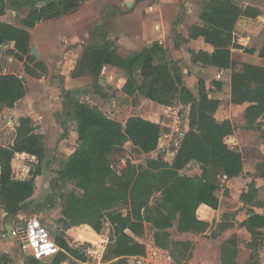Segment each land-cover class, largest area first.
<instances>
[{
  "label": "trees",
  "instance_id": "trees-1",
  "mask_svg": "<svg viewBox=\"0 0 264 264\" xmlns=\"http://www.w3.org/2000/svg\"><path fill=\"white\" fill-rule=\"evenodd\" d=\"M4 1H8L13 10L27 6L29 12L22 21L23 27L0 22V45L12 43L9 53L22 63L27 75L36 77L45 66L30 55L31 36L26 28L74 13L84 0H0V17L5 14ZM40 1L44 2L43 6H38ZM242 15L256 17L258 11L250 7L243 9L235 0H205L198 16L201 25L191 28L190 37H203L213 47V52H191V59L217 69L231 70L230 101L236 105L247 104L243 113L247 128L260 130L264 126V67L237 62L231 57L233 51L248 54L255 51L233 33ZM259 56L264 59V45ZM104 65L127 71L121 87L125 96L139 94L164 107L172 104L185 107L186 131L172 161H166L164 153H159L155 158H148L144 165H128L120 175L131 170L128 178L108 184L110 178L120 177L110 169L109 156L126 142L142 154L156 151L160 124L139 116H130L123 124L108 117L95 105L68 97L69 109L77 123L79 144L57 172L58 180L73 182L78 190L64 196L62 214L66 233L87 246H93L99 241L107 222L110 225L112 261L106 264H131L133 256L145 254L144 245L132 237L142 236L145 223L165 235L174 221H177V230L181 233L206 231L211 224L208 214L220 207L216 195L218 179L223 175L227 178L239 176L243 172L244 157L234 148L233 124L215 118L219 100L208 97L201 80L197 83V96L184 86L180 70H173L161 45L153 44L124 57L108 39L93 43L84 48L71 75L89 76L97 88L100 87L98 79ZM26 93L22 78L0 72V105L16 108ZM259 152L264 160V144ZM16 154H26L38 160L44 154L42 136L27 117L20 118L12 143L0 145V209L7 216L15 215L32 197L35 188L34 177L22 180L14 177L12 160ZM191 162L199 164L200 175L181 173ZM260 177L264 179V164ZM254 187L252 182L241 199L247 200L255 192ZM155 194H159L160 199L151 204ZM204 208L210 212L207 214ZM243 225L251 234L248 247L253 248L251 258L255 259L261 241L257 229L264 227V216L253 213ZM54 243L58 250L53 253L49 264H86L84 251L72 248L64 237L56 236ZM189 243L174 242L175 246H180L181 255ZM155 244L163 249L168 247L157 239ZM226 244L229 249L223 246L220 264H238L234 238H229ZM170 253L175 262L181 263L174 252ZM24 264L41 262L28 255L24 257Z\"/></svg>",
  "mask_w": 264,
  "mask_h": 264
},
{
  "label": "rangeland",
  "instance_id": "rangeland-1",
  "mask_svg": "<svg viewBox=\"0 0 264 264\" xmlns=\"http://www.w3.org/2000/svg\"><path fill=\"white\" fill-rule=\"evenodd\" d=\"M120 1L89 0L88 4L83 3L80 6L77 10L78 13L61 20H55L46 27L45 30L54 34L51 33V38L45 42V48L42 50L44 59L37 58L43 62L45 68L39 71L36 77L27 75L21 62H15L16 65L10 63L11 43L5 44L4 49L0 50V68L2 64L6 63L7 69L6 71L0 70V72L23 76L27 87V93L18 107L7 108L0 105V145L12 143L20 118L27 117L35 124L36 132L42 136L44 146V154L40 160L26 154H16L12 160L14 177L19 180L34 177L35 188L32 197L21 205L15 215L7 216V213L0 209V264H23V252L11 232L18 226L23 227L31 221H36L39 224L46 233L47 241L54 246V239L58 236L64 237L72 248L84 251L86 264H106L112 261L110 225L107 222L104 224L99 241L93 246H87L82 240L72 238L66 233V222L62 214L64 196L68 192H77L78 190L73 182L58 180L57 172L63 168L68 157L79 144L77 123L69 109L68 97L93 106L95 103L108 117L123 124L128 117L134 115L157 118L162 131L166 134L170 133V145L165 151H154L143 155L130 142H126L119 151L113 152L109 156V161L120 157H131L132 160L138 162V165H134L136 167L144 165L148 158H155L159 153H164L165 160L169 161L175 153L173 141L178 136L177 131H186L185 126L181 124L182 110L174 104L159 111L151 103H147V105L143 101L135 100L134 97H125L120 89L121 83L118 82L123 76L121 71L105 72L103 76L112 80L102 81V85H100L101 82L98 79L100 87L97 88L89 76L72 77L71 73L80 53L90 44L102 43L108 39L117 52L124 57L143 50L145 39L142 34L135 35L128 31L129 26L135 24L134 16L128 13L129 10ZM235 1L243 9L250 7L259 8L261 11L257 18L242 15L235 27L236 36L255 50L256 45L264 41V0ZM203 2V0H193V8L185 6L187 0L177 2L173 12L170 11L167 14L166 37L169 41L173 40L176 45L181 43L179 22L188 28L191 25L189 24L188 10L192 9L194 13L198 14ZM115 7L117 11L113 10ZM4 11V17H7L8 14L13 16L14 13L12 18L15 25L23 26L22 21L28 14L29 8L18 6L16 10H13L9 8L8 1H4ZM67 23L73 26L69 27L66 25ZM167 39L164 44L171 45ZM147 41L151 43L149 39ZM32 45L34 46V43ZM166 53L167 60H169L167 50ZM170 64L173 70L178 71L179 69L182 75L177 63L170 61ZM236 68L238 69L239 66ZM194 87L196 91L198 88L196 81ZM209 90L211 89L209 88ZM103 94L105 96L101 97L100 95ZM221 114L223 115V112ZM176 117L179 119L177 120ZM170 128H172V132L169 130ZM130 171L120 177L110 178L108 184L128 178ZM182 172L194 176L200 175L201 169L199 164L193 163L186 166ZM159 199L160 195L155 194L151 199V204L157 203ZM222 202L225 206L227 205L225 201ZM223 209L213 217L210 226L202 233H181L177 230V221H174L165 235L162 231H157L150 223H145L142 236L134 237V240L144 245L145 257H147L146 252L148 253L153 247L160 248L165 253L166 259L164 257L159 259L165 263L169 260L167 264H213V257H208L205 253L209 254L210 251L218 250L221 258L223 246L225 249H229L228 244L224 245V240L229 239L232 234L237 236L235 241L237 253L239 252L238 246L247 250L245 233L243 231L234 232L241 228L239 222L232 221L235 220L231 215L232 209ZM226 225L231 228L226 230ZM156 239L168 245L167 249L158 247L155 244ZM174 242L190 243L181 255L180 246H175ZM194 242H196V247H194ZM56 249L58 250L57 247ZM171 251L181 259V263L172 259ZM52 256L53 254L49 253L39 260L41 264H49ZM236 258L240 263L248 262L247 255L240 254Z\"/></svg>",
  "mask_w": 264,
  "mask_h": 264
},
{
  "label": "crops",
  "instance_id": "crops-1",
  "mask_svg": "<svg viewBox=\"0 0 264 264\" xmlns=\"http://www.w3.org/2000/svg\"><path fill=\"white\" fill-rule=\"evenodd\" d=\"M179 1L183 2L185 0H121L120 3L129 10L128 13L130 15L134 16L133 19L135 20V24L129 26L128 31L133 32L135 35L136 34L143 35V38L145 39L144 41L145 46L143 47V49L150 48L153 44L162 45L165 48V50L169 52L168 53L170 57L169 61H173L174 63H177V65L180 67L182 71L183 85L189 88L190 91L195 96H197L196 94L197 89L195 91L194 82L196 81V83H198L199 80L203 81L205 84L206 91L208 93V97L216 98L220 102L218 109L215 112V118L219 122H222L224 120H229L233 124L235 128L234 148L240 150L244 157L243 158V172L239 176H236L234 178H228L227 180H223L221 176V178L218 179L219 187H221V189H218L216 191V195L220 202L219 209L209 214L208 212H210V210L204 208L203 211L207 212L208 216L210 217L209 221L211 223L213 217L219 214L222 208H224L223 210L232 209L231 215H233L235 219L232 221L239 222L240 228H241L239 231L234 230V232L239 233L240 231H243L245 233L246 248H247V250H245L242 246L240 247L238 246L239 252L236 254V256L238 257L241 254V255H247L248 257L247 263L246 262L240 263L237 258H236L237 259L236 262L238 264H245V263L246 264H249V263L264 264V227L257 229V231L261 233V241L258 246V250L255 251L256 258L253 259L251 258V255L253 253V248L248 247V243L252 241V237H251L250 232L243 225L244 222H246V220L253 213L264 216V179L260 177V174L263 169L264 160H263L261 153L259 152L260 146L264 144V126L260 130L248 129L246 125V121L244 120V117H243V113H244V110L247 104L236 105V104L231 103L230 101L231 70L230 69H217L214 66L205 65L200 61H196V62L192 61L191 52H198V51H204L207 53L213 52V47L210 44L206 43L203 37L201 36L190 37L191 28L193 26L201 25V20L198 17L199 12L197 14V13H194L192 9L188 10L189 13L187 14L190 20L189 24H191L188 28L186 25L181 24L179 22V29H180L179 33H181V36H182L180 37L181 43H179V45H176L173 40L169 41V39H167L166 37V32H167V27H168L167 14L170 11L171 13L173 12V10L175 9L177 5V2L179 3ZM88 2L89 0L87 1L84 0L81 3V5L83 3L88 4ZM185 6L193 8V0L191 1L187 0V3L185 4ZM256 9L258 11V15L255 18L259 17L261 13L259 8H256ZM77 10L74 13H71L69 15H65L57 19L40 21V22H37L32 28H26L30 33L31 43L32 42L34 43V46L37 52L39 53L38 58L44 59L42 50H44L45 48V42L48 41L49 38H51L52 32L45 30L46 27H48L55 20H61L63 18H67L69 16H72L78 13ZM113 10L117 11L116 7L113 8ZM14 15L15 14L13 13V16ZM4 16L1 17L0 22H5V23L11 24L16 27H23V26L15 25L14 20L12 18L13 16L11 14H8L7 17H4ZM66 25H68L69 27L71 26L69 23H67ZM233 33L237 35L235 33V28H234ZM53 34L54 33H52V35ZM148 39L151 41V43H148L149 41L146 42V40ZM166 39L169 42H171V45L164 44ZM10 45L12 48V43ZM263 45H264V41L256 45L255 51L253 54L233 51L231 53V57L233 60L237 62L264 67V59L259 56V51L263 47ZM4 46L5 45H0V50H3ZM82 52L80 53L79 58L81 57ZM15 62L18 63V61L11 55L10 63L14 65ZM0 70H3V71L7 70L6 63L1 65ZM118 71H121V73L123 74L122 78H120L118 81L119 83H121V87H122L127 78V71L124 69H119V68L112 67L109 65H104L102 67L100 75H99V81L101 82V84L100 82L99 84L102 85V81L107 82L109 80H112V79H107V77L103 76L105 72H118ZM3 74H10V73L3 72ZM19 77L23 79V76L22 77L19 76ZM209 88L211 90H209ZM125 97L132 98L128 96H125ZM133 97L135 98V100H139L141 102L143 101L146 104L151 103V105H154V107H156L157 110L159 111L163 109L165 110L166 108H168V107H163L161 105L153 103L152 101L143 98L139 94H135ZM174 106H177L179 109H181L182 114L184 115L185 107L183 105L174 104ZM223 106H225V108H223ZM221 112H223V115L221 114ZM134 116H138V115H134ZM139 117H142L144 119L160 124V121L157 118H148V117H143V116H139ZM181 124L185 126L186 128V120L184 119V117H183V121L181 122ZM169 130L172 132V128H170ZM170 137H171L170 133L168 134L164 133L161 127L158 147L156 149L157 152H160L163 150L165 151L167 149V147L170 145L169 144ZM173 157H174V154L172 155L171 160H169L168 162H171ZM193 163H196V162H191L188 165L193 164ZM181 173L184 174L182 171ZM252 182L254 183V186H255L254 187L255 192L252 195H250L247 200L241 199V195L246 194L248 192L249 185ZM222 201H225L227 205L225 206V204ZM222 204L224 205L222 206ZM230 228L231 226H228V225H226L225 227L226 230H229ZM231 236H233L234 240L236 241L237 236L235 234H232ZM132 237L134 238L135 236L132 235ZM227 239L224 241H227ZM195 243L196 242H194V247H196ZM237 243H238V240H237ZM56 251L57 249L55 247L54 252ZM54 252H52L51 254H53ZM205 254L208 257L210 256L213 257V261H212L213 264H220V261H219L220 253L218 250L215 252L210 251L209 254L207 253ZM164 258L166 259V257ZM167 262H169V260H167ZM23 264H24V260H23ZM62 264H68V263H62Z\"/></svg>",
  "mask_w": 264,
  "mask_h": 264
},
{
  "label": "built area",
  "instance_id": "built-area-1",
  "mask_svg": "<svg viewBox=\"0 0 264 264\" xmlns=\"http://www.w3.org/2000/svg\"><path fill=\"white\" fill-rule=\"evenodd\" d=\"M181 117L183 121L184 115L182 113ZM176 118L177 120L179 119L178 117ZM177 132L178 136L173 141V147L175 148V150L178 148L181 138L184 135V131ZM128 165H138V162L132 160L131 157H120L116 160L111 161L109 167L116 175L120 176ZM222 178L223 180L228 179L225 175H223ZM11 233L20 245V248L23 252V258L28 255H33L38 259L42 257L41 253L45 250L42 245L44 242L48 241L46 238V233L42 230V228L36 221H31L23 227L18 226L17 228L12 230ZM146 256L147 257H145L144 254L133 256L131 264H166L162 261V259H159L165 256V253L160 248L153 247L151 250H149L148 253L146 252Z\"/></svg>",
  "mask_w": 264,
  "mask_h": 264
},
{
  "label": "water",
  "instance_id": "water-1",
  "mask_svg": "<svg viewBox=\"0 0 264 264\" xmlns=\"http://www.w3.org/2000/svg\"><path fill=\"white\" fill-rule=\"evenodd\" d=\"M38 5L43 6L44 2H38ZM127 5H129V4H127ZM29 53H30V55L34 56L35 58L39 57V53L37 52L35 46L32 45V43L30 44ZM42 246H43V248H45V250L42 251L41 256H43L45 254L52 253L55 251L54 245L50 242H44Z\"/></svg>",
  "mask_w": 264,
  "mask_h": 264
}]
</instances>
